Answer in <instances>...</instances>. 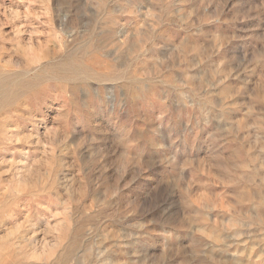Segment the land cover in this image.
<instances>
[{
	"label": "rangeland",
	"instance_id": "rangeland-1",
	"mask_svg": "<svg viewBox=\"0 0 264 264\" xmlns=\"http://www.w3.org/2000/svg\"><path fill=\"white\" fill-rule=\"evenodd\" d=\"M0 264H264V0H0Z\"/></svg>",
	"mask_w": 264,
	"mask_h": 264
}]
</instances>
